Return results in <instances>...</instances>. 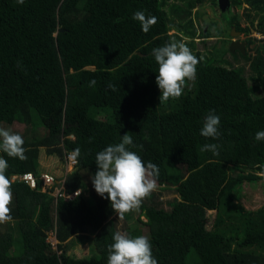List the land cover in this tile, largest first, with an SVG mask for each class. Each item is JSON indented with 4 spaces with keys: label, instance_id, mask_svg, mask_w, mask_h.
Listing matches in <instances>:
<instances>
[{
    "label": "trees",
    "instance_id": "1",
    "mask_svg": "<svg viewBox=\"0 0 264 264\" xmlns=\"http://www.w3.org/2000/svg\"><path fill=\"white\" fill-rule=\"evenodd\" d=\"M205 1L0 0V127L24 126L16 132L27 159L0 156L11 181L39 176L36 189L12 181L13 219L0 224V264H107L116 212L88 179L97 171L96 153L124 133L143 146H126L130 151L158 166L159 186L177 193L170 210L153 193L140 207L158 264H264V206L249 210L242 202L246 185L264 181V141L255 140L264 131V0H230L225 11L210 0L219 29L216 19L196 23ZM242 8L245 27L234 11ZM137 11L157 18L147 33L132 19ZM234 29L247 36V48L233 58L246 64L217 58L216 45L192 50L200 60L195 81H186L180 98L159 104L152 50L172 40L196 49L224 30L216 37L230 53ZM246 66L259 84L249 86ZM210 110L220 117L218 139L200 135ZM208 143L219 155L201 151ZM75 148V171L60 181L40 173L42 149L63 160ZM44 174L55 183H44ZM78 190L73 199L63 196ZM126 224L129 236L143 235ZM72 237L89 245L88 256L66 253Z\"/></svg>",
    "mask_w": 264,
    "mask_h": 264
},
{
    "label": "clouds",
    "instance_id": "2",
    "mask_svg": "<svg viewBox=\"0 0 264 264\" xmlns=\"http://www.w3.org/2000/svg\"><path fill=\"white\" fill-rule=\"evenodd\" d=\"M16 3L23 5L25 0H16ZM132 19L139 22L144 33L158 22L155 16H146L143 11L135 12ZM211 39L218 37L213 36ZM152 55L158 65L155 82L160 90L159 104L180 98L186 81H195L200 60L193 55L185 42L175 40L154 48ZM89 83L90 86H95L96 81L93 79ZM108 87L115 90L112 84ZM219 125L220 117L214 114V110H210L204 118L200 135L218 139L221 135ZM255 140L264 141V131L256 132ZM129 145L143 147L134 145L132 137L124 133L119 143L108 145L97 152V171L91 177L96 193L101 197L106 194L111 208L120 220H123L127 213L138 210L143 201L156 191L159 176L158 166L152 162L145 164L136 152L126 147ZM218 147L215 143H208L201 147V151L219 155ZM0 152L21 161L27 159L23 137L4 127H0ZM79 156L80 149L75 148L68 154V160L75 166L79 162ZM8 167V161L0 156V224L11 222L13 219L10 208L13 202L12 181L6 175ZM76 194L79 195V190ZM112 240L113 243L108 245L107 264H158L147 236L131 237L127 233L117 231Z\"/></svg>",
    "mask_w": 264,
    "mask_h": 264
},
{
    "label": "rangeland",
    "instance_id": "3",
    "mask_svg": "<svg viewBox=\"0 0 264 264\" xmlns=\"http://www.w3.org/2000/svg\"><path fill=\"white\" fill-rule=\"evenodd\" d=\"M244 7L247 8V6H245V5H244ZM234 11L236 13H239V15L242 17V18L240 17L241 22H242V27H245L246 23H248V20L245 18L246 15H245L244 8L234 10ZM196 12L200 13V19L197 20V22H196L197 24H199V26L204 27L206 25V23H205L206 21L209 22L211 20L216 19L219 21L218 29L220 28L221 18L219 19V11L218 10L215 11V8L211 4L210 0L205 1L203 7H201V8H200V6L197 7L195 13ZM221 17H222V20H226L225 16L221 15ZM210 33H211V31H210ZM224 34H225L224 30H218L216 32V34H214L213 36H224ZM231 34H232V31L229 33V35H231ZM251 36L256 37V38H258V37L262 38L258 34H252ZM246 40H247V36L245 34L240 33L238 31H236V29H234L232 39H230V42L232 41L231 44L233 42L245 43L246 45L241 46V48H245V51H246V48H247V43H246L247 41ZM220 42H221L220 40L211 39L208 42V45H206V46L202 44L203 42H201V43L195 44L196 49L193 47H189V48L191 51L192 50H194V51L198 50L201 52H205V50L207 48H210V50H212V48L216 45V46H218L217 50H218V48H220V50H219L220 52H216L217 58H221L223 60L227 59V60L231 61L232 63H234L235 66H242V65L246 64L245 60H243L241 58H238L237 59L238 61H236L233 58L234 54H236L238 51H240V49H234V51H230V53H229L228 51H226V49H227L226 43L223 42V45H219ZM231 44H230V46H231ZM255 54H256L255 51H253V50L250 51L251 56L255 55ZM245 77L248 79V84L250 87L255 86L256 84H259V82L254 81L255 77L252 75L248 66H246ZM258 94H261V91H259ZM17 130L19 131V133L23 134L25 131V128H24V126L20 125V126H15L14 128L11 129V131H14V132H16ZM0 155H1V152H0ZM40 155H41V159L39 162L40 163V173L42 174L46 171L51 172V174L55 175L56 179H58L59 181L61 179V176H63V177L67 176V174L71 173L73 171V168L75 169V167L77 165L76 164L75 166H73L71 164V162L67 159L68 155H67V158L65 157V159L62 160L55 155H53V156L47 155V153L44 149L41 150ZM67 166H68V168H67ZM61 172H63V173H61ZM88 181L90 183H92L91 177H89ZM24 185L28 186V184H26V183ZM42 190L44 192L46 191L45 189H42ZM153 194L157 195L156 200L160 203V206L166 210L171 209L169 203L172 202L177 197V193H176V190L174 188L173 189L162 188L159 186L158 183H157V189H156V191L153 192ZM242 202L244 203L246 208L249 210H258L260 207L264 206V181H261L257 184H252L249 186L246 185L245 191L243 194V198H242ZM127 215H129V218L126 219L124 217L123 220L118 219L117 213L114 215V219L117 221V230L125 233L123 225H125L127 223L129 226L127 224L126 225L129 227L130 233L137 230L138 232H142L144 235L146 232V228L141 225V222L139 220V217L141 215L140 208L138 210H134V211L127 213ZM215 216H216V213L214 212L212 214L213 220H214ZM140 219L145 221V218H142V216ZM135 232H134V236L140 235V234L135 235ZM47 242H48V244H50L52 246V249L54 251H57L56 247L58 245V241L56 240V238L54 236H52L50 234ZM66 243L69 246V248L67 247V249H66V253L69 256L75 255L78 258H84V257L89 255L88 254L89 253V249H88L89 245L87 243H82L78 238L72 237V238L68 239V241Z\"/></svg>",
    "mask_w": 264,
    "mask_h": 264
},
{
    "label": "bare ground",
    "instance_id": "4",
    "mask_svg": "<svg viewBox=\"0 0 264 264\" xmlns=\"http://www.w3.org/2000/svg\"><path fill=\"white\" fill-rule=\"evenodd\" d=\"M39 178V176L35 175V174H25L22 175L20 177H15L12 179L13 182H19V183H26L28 184L30 187H32L33 189L37 188V179Z\"/></svg>",
    "mask_w": 264,
    "mask_h": 264
},
{
    "label": "water",
    "instance_id": "5",
    "mask_svg": "<svg viewBox=\"0 0 264 264\" xmlns=\"http://www.w3.org/2000/svg\"><path fill=\"white\" fill-rule=\"evenodd\" d=\"M219 6L221 8L222 11H225V9L229 8L231 6V2L230 0H219ZM245 46V43H236L233 42L230 46V50L234 51V49H240V51L244 52L245 48H241V46Z\"/></svg>",
    "mask_w": 264,
    "mask_h": 264
},
{
    "label": "built area",
    "instance_id": "6",
    "mask_svg": "<svg viewBox=\"0 0 264 264\" xmlns=\"http://www.w3.org/2000/svg\"><path fill=\"white\" fill-rule=\"evenodd\" d=\"M42 180H43L44 183H46L48 185H53L55 183V178L53 176H51L50 174H44L43 177H42ZM76 193L77 192H75L73 194H70V195L63 194V196L65 197V199L69 200V199L75 198L77 196Z\"/></svg>",
    "mask_w": 264,
    "mask_h": 264
}]
</instances>
